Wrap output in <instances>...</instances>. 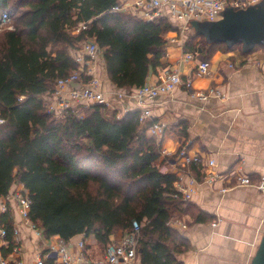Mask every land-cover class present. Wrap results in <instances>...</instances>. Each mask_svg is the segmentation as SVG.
<instances>
[{
    "label": "trees",
    "instance_id": "16d2710c",
    "mask_svg": "<svg viewBox=\"0 0 264 264\" xmlns=\"http://www.w3.org/2000/svg\"><path fill=\"white\" fill-rule=\"evenodd\" d=\"M116 2L0 0V15L7 11L11 17L10 28L0 31V197L21 184L31 221L46 238L63 241L93 234L107 245L109 235L129 232L137 221L141 264H183L175 257L181 235L169 223L188 204L174 196L177 175L166 170L175 155L163 154L146 135L139 111L118 116L92 103L82 107V117L70 111L58 117L41 98L79 68L72 51L90 38L103 50L108 77L119 89L131 92L168 65L165 36L176 26L113 11ZM237 47L208 43L197 34L182 46L200 60ZM1 224L11 247L9 210Z\"/></svg>",
    "mask_w": 264,
    "mask_h": 264
},
{
    "label": "crops",
    "instance_id": "0c3cea01",
    "mask_svg": "<svg viewBox=\"0 0 264 264\" xmlns=\"http://www.w3.org/2000/svg\"><path fill=\"white\" fill-rule=\"evenodd\" d=\"M135 1H125L131 12L135 9ZM173 32L169 31L165 38L168 39V34ZM89 40L95 41L94 38ZM169 42L167 40L165 48L166 68L191 76L194 93L215 88L222 96L212 95L201 100L184 86H177L172 92L161 94L150 107L148 122L161 121L166 127L161 134L154 136L146 128V135L156 139L163 154L175 155L185 147L189 157L201 155L215 161V166L209 168L206 162L204 165L186 164L183 158H179L178 161L172 159L166 167L176 175L187 172L198 182L192 199L187 201L186 207L174 213L177 218L170 220L171 227L181 235L177 239L181 251L175 252V257L183 264H250L264 230V190L259 191L254 186L234 187L225 193L218 190L234 185L238 174L250 177L254 183L264 177V45L256 46L249 53L242 52L239 47L219 49L208 59V73L201 75L196 70L200 60L198 55L195 59H185L182 46L177 42L169 45ZM72 54L83 55V48L72 51ZM88 64L89 61L80 62L79 68ZM92 65L101 81L100 88L112 102L114 110L140 109L133 97L116 96L117 92L128 91L117 88L110 81L100 48ZM163 69L149 74L146 81H156ZM64 96H68V90ZM41 98L52 103L56 100L48 94ZM71 104L75 105L73 101ZM211 169L218 172L219 177L209 185L204 176ZM20 186L14 183L12 188ZM3 202L4 198L0 197V227L2 214L9 210L13 225L18 228L11 247L7 238L0 241L4 256L34 264L41 254L44 264L49 260L53 264L57 255L49 254L48 244H58L60 238L37 236L22 220L15 201L6 202V210L2 209ZM213 221H217L215 226ZM180 223L186 227H181ZM82 238L89 258L103 256L105 245L100 244L93 234L87 237L79 234L65 241L67 251L76 253V242ZM15 242L20 245L19 251L13 250ZM131 264H141L140 259L136 257Z\"/></svg>",
    "mask_w": 264,
    "mask_h": 264
},
{
    "label": "built area",
    "instance_id": "2783aa9c",
    "mask_svg": "<svg viewBox=\"0 0 264 264\" xmlns=\"http://www.w3.org/2000/svg\"><path fill=\"white\" fill-rule=\"evenodd\" d=\"M126 0H117L116 4L112 7L113 11L129 12V14L136 15L140 19L148 21H158L160 19H168L169 14H173L174 20L179 23L176 29L184 30L190 26L194 20L205 18L209 21H216L222 17V11L228 7L234 10L245 9L251 5L256 4L259 0H136L133 3L135 9L131 12L127 7ZM10 14L3 11L0 15L1 22H10ZM170 21V20H169ZM167 39V38H166ZM167 40L170 42H177L175 37H169ZM183 46V44L181 45ZM99 47L95 41L89 40L83 47V55L75 56L76 60L80 62L89 61L88 65L82 66L74 71L72 74L65 78L58 79L54 86V90L50 95L56 98L55 102H46L48 111L54 113L56 116H64L68 111L78 117L83 116L84 105L92 103H103L106 106H112L109 98H106L104 92L101 90V81L94 72L92 60L94 59ZM185 59H195V54L185 53ZM232 67V64H229ZM196 70L198 74L204 75L209 71L208 60H198ZM84 73L87 77L83 80L80 75ZM177 86H184L187 90L192 92V95L197 96L201 100H206L210 96L222 97L220 92L215 88H209L206 91L194 93L192 87V77L189 75H182L179 71L164 68L161 76L154 82L146 81L142 86L131 92H117L118 98L124 95H129L136 100L139 105V122L141 126L146 127L150 134L158 135L164 131L165 123L161 121L150 120L151 118V105L156 99L164 93H170ZM68 90V96L65 97L64 93ZM74 102L73 106L71 102ZM130 111L125 109L122 113ZM119 116V114H118ZM4 119L0 116V124ZM183 158L184 163L194 162L196 164L204 165L212 168L215 166L214 159H204L201 155L189 157L186 154L185 147H181L175 154L174 160ZM219 173L216 171L208 170L205 172L204 181L212 185ZM198 182L193 175L187 172H180L177 175V180L174 182V196L180 197L183 201L192 199ZM240 186H254L259 191L264 190V177H261L257 182H252L250 177L238 174L236 182L231 187H221L218 191L225 193L229 189ZM4 202L2 209L6 210L5 203L14 200L18 212L24 221L37 236H43V232L38 228L29 217L30 199L27 196V191L21 185L3 196ZM172 222V221H171ZM170 223V222H169ZM217 221H213L212 225L215 226ZM180 226L185 228L186 224L180 223ZM142 223L133 221L132 228L119 236L109 235V243L104 247V253L101 258H89L85 250V241L80 239L76 242L77 252L69 253L67 251V244L60 239L58 244L49 243V254L55 253L57 256L53 264H131L137 257V247L140 238V230ZM18 234V228L13 225V235ZM85 236L84 234H82ZM7 232L4 227H0V241L6 240ZM14 251L20 250V245L15 242L13 246ZM0 264H27L23 259H9L1 251L0 247ZM34 264H44V256L39 254Z\"/></svg>",
    "mask_w": 264,
    "mask_h": 264
},
{
    "label": "water",
    "instance_id": "95a60500",
    "mask_svg": "<svg viewBox=\"0 0 264 264\" xmlns=\"http://www.w3.org/2000/svg\"><path fill=\"white\" fill-rule=\"evenodd\" d=\"M190 26L193 34L203 36L208 43H224L229 48L240 43L242 52L249 53L264 45V0L245 9L228 7L220 19L208 23L194 20ZM250 264H264V230Z\"/></svg>",
    "mask_w": 264,
    "mask_h": 264
},
{
    "label": "rangeland",
    "instance_id": "374dc122",
    "mask_svg": "<svg viewBox=\"0 0 264 264\" xmlns=\"http://www.w3.org/2000/svg\"><path fill=\"white\" fill-rule=\"evenodd\" d=\"M168 18H169V20L170 21H172V23L173 24H175V25H178L179 23H177V21H175V23H174V16H173V14H169L168 15ZM200 23H208V22H210L209 20H207V19H205V18H201V19H199L198 20ZM9 22H1L0 21V31L2 30V29H5V28H10L9 26ZM175 32H173V33H169L168 35L170 36V38L171 37H175L176 39H177V43L178 44H180V45H182L185 41H186V38L188 37V36H190V35H192L193 33H194V29L191 27V26H189L188 28H186V29H184V30H178V29H175L174 30ZM174 35V36H173ZM87 41H89V39H87L86 41H85V43H83L82 45L80 44L78 47L80 48V50H81V48H83L84 47V45L87 43ZM169 45L170 44H172V42H169L168 43ZM83 46V47H82ZM109 108H111V109H113L114 107L113 106H110ZM118 111V110H117ZM118 114L119 115H121V112L120 111H118ZM117 114V115H118ZM117 236H119V234L117 235Z\"/></svg>",
    "mask_w": 264,
    "mask_h": 264
}]
</instances>
